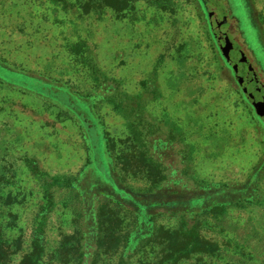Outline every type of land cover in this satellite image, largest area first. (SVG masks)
<instances>
[{
	"label": "rangeland",
	"instance_id": "1",
	"mask_svg": "<svg viewBox=\"0 0 264 264\" xmlns=\"http://www.w3.org/2000/svg\"><path fill=\"white\" fill-rule=\"evenodd\" d=\"M52 1L0 0V228L23 242L12 264L30 252L46 217L41 264H63L57 256L72 242L66 239L87 232L91 221L76 223L74 211H83L73 195L82 193L88 213L106 197L103 191L111 192L93 166L86 168L95 155L92 139L103 160L116 161L125 184L147 190L130 141L140 119L152 134L163 123L180 135L198 178L245 188L223 193L227 203L237 196L253 201L207 219L203 236L215 248L179 264H264V116L245 100L255 91L239 74L240 61L227 56L218 30L225 14L236 45L264 80V0H219L215 9L206 0H127L123 12L100 3L92 8L91 0H70L67 8ZM74 44L83 45L81 55ZM39 83L68 89L83 103L72 99L78 115L37 92ZM158 212L164 213L157 227L177 230L178 216ZM111 216L110 248L134 223L124 213ZM166 246L146 245L131 264H156ZM116 250L99 264H117Z\"/></svg>",
	"mask_w": 264,
	"mask_h": 264
},
{
	"label": "trees",
	"instance_id": "2",
	"mask_svg": "<svg viewBox=\"0 0 264 264\" xmlns=\"http://www.w3.org/2000/svg\"><path fill=\"white\" fill-rule=\"evenodd\" d=\"M95 1L92 8H96L99 3L111 6L118 12H123L127 8V0H91L90 3ZM52 2H62L65 8L72 6L70 0H53ZM90 3L86 7L87 11L91 6ZM83 45L74 44L73 52L76 55H81L79 48ZM18 76L26 79L25 75ZM100 76V70H98L96 78L99 80L98 82L102 81ZM34 89L41 92L42 95H50L55 102L64 105L75 115L77 112L72 99L76 104L78 102L77 105H83L68 89L65 90L49 83L36 84ZM110 89L118 90L119 88ZM248 93L244 94L245 100L253 103L256 107L259 106L260 103L255 102L257 100L255 93L249 91ZM122 95L127 97L125 94ZM79 118L81 119L80 116ZM147 124L142 119L139 122H134L135 131L130 139L132 149L135 150L136 165L138 168H142L147 179L148 188L146 191H142L143 193L139 189L125 184L120 177L116 168L117 163L113 159V155L110 154L113 151L107 135L105 134L104 138L105 149L111 155L110 161L114 160L110 164L103 160L102 156L100 157V147L92 139L90 150L94 151L95 155L90 154L86 168L93 166L109 185L107 190L111 192L109 194L103 191L101 195L102 197L106 195V197L102 202L100 200L98 206L88 213L83 209L87 199L82 196L81 192L78 195L76 193L73 195L75 203L77 201L81 206V211L84 212L83 214V212L74 211L77 215L76 223L84 222L85 219H89L91 222L87 225V232L78 231L74 240L66 239V241L72 242L65 243L61 247L57 256L61 263L70 264L75 261L76 264H99L103 255L109 254L117 247L116 251L120 253L117 264H131L140 250L144 249L146 245L155 243L167 245L161 260L156 264H179L192 255H206L215 248L203 236L202 226L207 219L220 216L233 206L253 204L252 199L244 196L239 198L237 195L227 203L225 199L228 196L223 193L229 191L240 193L245 188L237 189L231 184L221 185L198 178L190 146L182 140L180 135L164 129L163 123L154 126L150 124L155 130L153 135ZM150 136L156 138L151 141ZM129 166H132L130 162ZM113 172L114 175H112ZM75 183L74 180H69L68 186L75 189ZM245 187L247 188L248 185ZM215 197L218 198V201L215 200ZM219 197L222 201H219ZM159 208L163 209L168 216L179 217L177 230L156 226L157 218L164 213L158 212ZM46 211L48 210L41 211L40 215ZM118 213H124L133 219V229L116 237L114 246L110 248V231L108 230L110 223L107 219L111 214L115 216ZM44 220H47V217L40 222L37 230H34L31 250L22 256L19 264H41V260L45 256L44 228L46 221ZM94 226H96L97 232L92 230ZM22 249V239L12 240L0 228V264H12L13 258L20 254ZM62 250L66 251L62 252Z\"/></svg>",
	"mask_w": 264,
	"mask_h": 264
},
{
	"label": "flooded vegetation",
	"instance_id": "3",
	"mask_svg": "<svg viewBox=\"0 0 264 264\" xmlns=\"http://www.w3.org/2000/svg\"><path fill=\"white\" fill-rule=\"evenodd\" d=\"M206 1L211 6L214 4V7H213L214 9L218 8L216 5H217V3L220 2L219 0H206ZM223 19L224 20L226 19L227 22L229 23V25L227 26L229 28L228 36L233 38L236 35H235V29L231 24V20L225 14L222 15V18L220 20L223 21ZM243 54H245V55H244V58L242 59V61H240V65L238 68L239 74L242 76H245L247 78V81H246L247 84L252 86V89L255 91L254 95L257 99L255 102L260 103L259 106H257V108L259 109L261 114L264 116V80L261 76L262 70L261 69L258 70L257 67L256 68L254 67L253 62L250 60L247 53L243 52ZM248 77H249V79H248Z\"/></svg>",
	"mask_w": 264,
	"mask_h": 264
},
{
	"label": "water",
	"instance_id": "4",
	"mask_svg": "<svg viewBox=\"0 0 264 264\" xmlns=\"http://www.w3.org/2000/svg\"><path fill=\"white\" fill-rule=\"evenodd\" d=\"M228 25L229 23L227 22L226 19L225 20L223 19V21L218 25V30L222 32L219 33V35L222 37L223 49L226 51V54L230 59L235 58L238 61H242L245 54H243V51L236 45L234 38L228 36L229 34V28L227 27Z\"/></svg>",
	"mask_w": 264,
	"mask_h": 264
}]
</instances>
